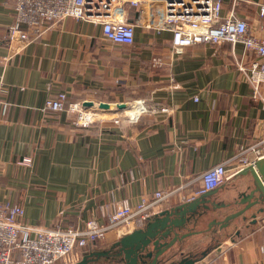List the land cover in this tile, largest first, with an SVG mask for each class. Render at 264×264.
<instances>
[{"label": "crops", "instance_id": "obj_1", "mask_svg": "<svg viewBox=\"0 0 264 264\" xmlns=\"http://www.w3.org/2000/svg\"><path fill=\"white\" fill-rule=\"evenodd\" d=\"M221 3L222 16L234 9L252 34L264 37V19L257 14L264 0ZM160 6H125L123 18L135 24L132 44L106 40L99 24L73 18L25 42L8 40L14 0H0V202L20 206L27 224L54 229L103 219L100 208L111 201L134 205L156 189L182 187L152 206L140 225L109 230L104 240L70 255L68 264L113 252L123 235L197 197L201 172L264 137L261 101L235 66L236 59H246L242 43H195L176 52L171 31L145 25H157ZM59 91L66 93L65 106L92 101L87 108L98 119L82 126L74 112L44 110L46 99ZM137 100L146 110L129 120L124 113H133L126 108ZM99 102L109 107L98 108ZM23 157L29 165L19 163ZM249 158L259 159L254 153ZM230 166L210 196L213 205L199 209L198 222L181 230L189 233L167 254L197 258L192 264H264L262 205L226 225L216 223L245 206L238 195L252 183L249 173H233ZM109 263L99 256L96 264Z\"/></svg>", "mask_w": 264, "mask_h": 264}, {"label": "built area", "instance_id": "obj_2", "mask_svg": "<svg viewBox=\"0 0 264 264\" xmlns=\"http://www.w3.org/2000/svg\"><path fill=\"white\" fill-rule=\"evenodd\" d=\"M159 3L157 31H171L172 49L181 52L183 47L195 43L219 44L222 42L242 43L244 56L235 60L236 69L251 89V96L261 101L264 109V37L251 33L246 19L239 17L234 9L221 15V0H14V20L8 26V40L19 39L30 42L39 38L52 27L60 25L68 18L99 24L104 39L118 44H132L134 22L123 18L125 6L139 7L141 4ZM258 17L264 19V3L258 4ZM252 56V58H250ZM66 93L59 91L46 99L43 109L49 111L67 110L75 113V123L87 126L98 119L95 111L81 102L64 105ZM124 113L129 120L137 119L146 110L141 100L134 101ZM160 110L167 109L161 107ZM126 111V110H125ZM124 111V112H125ZM117 123L119 118H114ZM264 137L241 146L231 161H223L208 167L198 175L200 191L219 187L229 176L228 164L233 173L253 164L249 158L254 153L259 158ZM29 157L19 162L30 164ZM182 187L169 190H154L149 197H142L132 205L127 199L104 205L100 208L103 219L91 217L76 227L43 228L22 221L23 210L16 204L0 202V264H66L74 251H80L88 244L105 239L109 230L129 227L150 215V208ZM187 198L181 197V201ZM68 264V263H67Z\"/></svg>", "mask_w": 264, "mask_h": 264}, {"label": "water", "instance_id": "obj_3", "mask_svg": "<svg viewBox=\"0 0 264 264\" xmlns=\"http://www.w3.org/2000/svg\"><path fill=\"white\" fill-rule=\"evenodd\" d=\"M83 105L90 107L93 102L84 101ZM124 106L122 103L117 105L119 109L124 108ZM97 107L106 109L109 104L99 102ZM238 173H249L252 178L251 185L247 187L248 191L238 195L239 203L246 204L239 211L225 216L221 221H216L220 226L226 225L228 220L255 205H262L258 210H264V156L257 159L253 164L243 167ZM214 191L215 189L202 192L190 201L161 211L155 218L146 222L143 228L134 229L123 235L115 243L116 249L113 252H95L83 256L79 261L72 264H96L99 256L107 257L110 261L109 264H163V256L175 244V241L181 240L189 233H181V230L198 222L201 216L199 211L201 207L204 209L209 207L210 196ZM211 205L213 204L211 203ZM196 259L183 258L167 264H192Z\"/></svg>", "mask_w": 264, "mask_h": 264}, {"label": "rangeland", "instance_id": "obj_4", "mask_svg": "<svg viewBox=\"0 0 264 264\" xmlns=\"http://www.w3.org/2000/svg\"><path fill=\"white\" fill-rule=\"evenodd\" d=\"M75 252L76 251H74V254H75ZM78 252V251H77ZM180 254H178V253H176V254H170L169 255V253L167 254H165L164 256H163V264H167V263H169V262H171V261H176V260H178L179 258H180Z\"/></svg>", "mask_w": 264, "mask_h": 264}]
</instances>
